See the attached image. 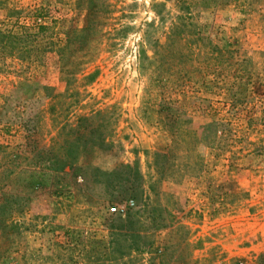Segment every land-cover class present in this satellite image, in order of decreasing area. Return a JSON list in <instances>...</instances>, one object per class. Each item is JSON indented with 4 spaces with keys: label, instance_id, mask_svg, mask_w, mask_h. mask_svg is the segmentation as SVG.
Segmentation results:
<instances>
[{
    "label": "rangeland",
    "instance_id": "374dc122",
    "mask_svg": "<svg viewBox=\"0 0 264 264\" xmlns=\"http://www.w3.org/2000/svg\"><path fill=\"white\" fill-rule=\"evenodd\" d=\"M3 1L20 11L19 24L46 25L43 40L56 45L85 27L91 2L101 17L76 53V85L92 72L93 80L80 86L67 116L61 110L72 99L54 52L31 63L0 58V123L13 125L0 141L20 143L33 128L48 142L54 127L40 86L51 85L63 91L60 118L101 112L94 124L104 126L110 147L81 159L111 172L92 182L86 169L88 189L64 174L49 194L13 196L15 227L0 229V264H264V0H189L200 28L227 51L222 74L206 76L212 91L198 74L174 84L156 67L183 1ZM7 15L0 9V27L15 20ZM192 59L201 66V57ZM124 178L136 198L122 200ZM133 212L135 234L126 232Z\"/></svg>",
    "mask_w": 264,
    "mask_h": 264
},
{
    "label": "trees",
    "instance_id": "16d2710c",
    "mask_svg": "<svg viewBox=\"0 0 264 264\" xmlns=\"http://www.w3.org/2000/svg\"><path fill=\"white\" fill-rule=\"evenodd\" d=\"M178 1H183L179 7L181 12L171 22L164 41L160 44L159 48H162V52L159 55L160 62L156 67L161 68L160 72L165 73L174 84L193 79L192 76L198 74L197 82L201 83L204 90L207 91L210 87V80H206V76L208 74L217 76L222 74L223 57L227 51L223 50L219 44H212V31L200 28L194 19V15L190 13L191 2L189 0ZM4 3L3 0H0V9L6 10L7 16L15 17V20L10 25L0 27V58H13L31 63L43 57L44 53L54 52L58 61L59 80L64 83L66 91L70 92L72 99L66 108L61 110L67 116V111H69L67 107L78 102L80 86L83 87L84 84L90 83L94 77V72L86 74L81 79L86 83L80 81V85H76L78 84L76 75L80 71L79 62H81L77 60L79 57L76 53L81 50L82 44L87 39L88 29L93 27L90 25L94 22H100V12L97 13L92 10L93 3L91 2L85 13V27L79 30H69L65 42L56 45L51 40L50 42L43 40L47 29L46 25L36 24V28L32 29L19 24L20 11L7 10L6 7H3ZM76 44L80 46L68 52L70 46ZM192 56L202 58L201 66H199L200 63L199 65L193 63ZM197 60L200 61V59ZM208 69L212 70L209 72ZM239 73V68L233 71L236 80L241 79ZM158 81L160 83L167 80L162 77L161 79L158 78ZM18 87L22 88V86ZM235 87L241 92L236 94H246L245 87L242 85L238 84ZM40 89L43 93L42 96L49 102L47 110L51 115L54 134L50 136L48 142H45L44 138L40 136V130L33 131V128H26L20 143L10 144L7 140L0 141V197L3 200L0 202L1 230L15 227L13 208L11 207L15 199L13 196H30L36 190H40V193L49 194L52 186L64 174L68 175L75 186H82L85 183L84 185L87 187L85 188L88 189V182L84 176L86 169L89 168L91 171L92 182L98 181L96 176L99 174L108 175L111 172H102L90 162L81 159L85 153L88 154L89 150L108 149L110 147V143L107 141L108 133L103 132L104 126L94 124V118L101 112L78 114L73 121H69L66 117L60 118L61 113L56 109V101L63 96V91L56 90L51 85H42ZM2 108L0 107V115ZM248 121L250 125V120ZM12 127L11 120L0 123V133H7ZM37 132L39 136H37ZM78 176H81V183L76 182ZM123 180L126 187L119 193L120 196H124L122 200L136 198V187H133L127 178ZM9 203V207L6 208ZM139 217V212L126 215L125 219L129 224L126 227V232L131 231V234H135L140 231L135 227ZM166 227H168L167 224H162L156 229L160 230Z\"/></svg>",
    "mask_w": 264,
    "mask_h": 264
},
{
    "label": "built area",
    "instance_id": "2783aa9c",
    "mask_svg": "<svg viewBox=\"0 0 264 264\" xmlns=\"http://www.w3.org/2000/svg\"><path fill=\"white\" fill-rule=\"evenodd\" d=\"M129 205H133V201L131 200L130 202H129ZM110 211L111 212H116L117 211V208L116 207H112V208H110Z\"/></svg>",
    "mask_w": 264,
    "mask_h": 264
}]
</instances>
